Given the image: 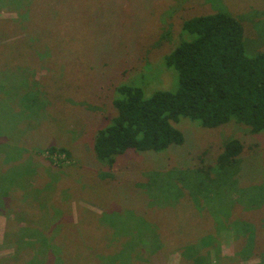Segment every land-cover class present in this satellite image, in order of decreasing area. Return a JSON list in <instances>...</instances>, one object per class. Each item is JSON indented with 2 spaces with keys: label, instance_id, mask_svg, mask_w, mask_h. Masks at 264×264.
Instances as JSON below:
<instances>
[{
  "label": "rangeland",
  "instance_id": "374dc122",
  "mask_svg": "<svg viewBox=\"0 0 264 264\" xmlns=\"http://www.w3.org/2000/svg\"><path fill=\"white\" fill-rule=\"evenodd\" d=\"M222 11L243 23L249 56L264 51V0H0V264H26L38 253L33 264H103L95 255L77 254L73 247L84 244L91 232L98 238L95 244L102 247L96 254L107 257L114 237L105 234L114 230L109 227L103 234L95 225L108 222L112 215L126 227L129 223L127 229L133 230L135 238L141 234L140 242L147 246L148 226L157 228L148 220L161 219L156 209L166 206L159 204L167 196L154 185L152 191L141 185L142 178L148 181L154 170L153 174L164 178L162 171H174L170 168L175 163L185 171L182 177L178 171L172 174L180 177L174 178L176 187L181 188L180 182L187 179V189L174 218L172 209L163 212L160 230L166 235L171 224L183 220L202 223L203 228L196 227L199 235L190 233L194 240L207 230L214 231L212 218H193L191 190L194 182L201 181L200 168L214 164L231 138L244 144L242 165L226 173L223 186L230 193L223 195L222 190L215 208H233L239 218H264V200L244 212L237 205L239 196L249 206L264 199V134L255 135L233 123L210 129L182 118L175 126L186 136L185 145L161 159L150 153L141 155L127 165L132 171L121 183L117 166L113 177L104 179V171L91 157L92 140L101 122H109L112 114L110 90L132 81L149 92L171 85L175 75L164 60L179 43L184 22ZM12 90L16 94L11 95ZM62 146L69 149L71 158L58 153L49 156L48 149ZM255 179L261 180V186L251 183ZM146 190L161 197L155 210L153 203L150 207L147 203L152 196ZM133 202H142L140 216L136 212L127 215L126 208L112 210L122 203L132 207ZM262 232L257 231V238ZM38 239L44 240L46 251L36 248ZM218 239L220 255L234 259L233 230L221 231ZM170 241L160 264L181 262L175 251L178 242L171 245ZM250 252L239 263H259ZM147 259L144 256L138 263ZM122 263L126 264L124 258Z\"/></svg>",
  "mask_w": 264,
  "mask_h": 264
},
{
  "label": "trees",
  "instance_id": "16d2710c",
  "mask_svg": "<svg viewBox=\"0 0 264 264\" xmlns=\"http://www.w3.org/2000/svg\"><path fill=\"white\" fill-rule=\"evenodd\" d=\"M164 65L173 70L175 77H173L174 82L163 89L149 92L143 89L144 86L141 88L139 83L132 81V84L122 83L110 90L109 105L113 107L112 114L108 118L109 122H101L91 143L93 152L91 157L93 156L98 163L95 166L104 171L102 173L104 179L110 175L113 177L117 166L121 171L119 183L123 182L122 177H127L130 175L128 171H132L127 165L142 158L143 154L150 153L158 159L163 154L177 153L176 148L183 147L186 142V136L175 126L182 118L196 121L203 128L215 129L233 123L243 130H250L255 135L264 134V51L248 55L245 29L239 19L222 11L185 21L180 41L171 53L166 55ZM13 94H16L15 90L11 91V95ZM221 151L214 164L208 166L203 164L205 167L199 170L201 181L194 182L191 190L193 218H212L215 224L214 231L207 230L194 240L193 238L196 237L190 233L199 235L196 227L203 228L202 223L198 225L199 222L188 223L183 220L177 221L178 224H171L172 228L167 229L169 233L165 230L166 235L160 230L161 219L164 218L163 212L168 208L172 209L170 214L174 212V218L182 194L187 189V179L180 182L181 188L176 187L175 179L184 176L185 171H180V165L175 163V168H170L174 171H162L164 178L160 174H153L156 170L151 172L148 181L142 178L141 185L144 183V187L150 191L153 190L151 186L154 185L166 191L165 196H167V201L162 200L159 204L161 207L166 203V206L156 209L161 219L148 220L155 222L157 228L148 226L147 246H144V242H140L141 234L140 238H135L137 235L133 230L127 229L129 223L126 227L121 220L116 222L112 215L108 222L98 225V221L95 225V229L100 227L103 234L105 229L108 232L109 227L111 231L114 230L105 234L114 237L107 249L110 253L107 257L96 254L95 250H100L102 247L99 248V243L95 244V239L98 238L92 236L91 232L86 234L85 243L78 242L73 250H77V254L82 256L95 255L103 264H111V262L124 264L123 258L126 264H141L143 261L141 263L138 261L144 256L149 257L144 264H160L165 260L163 257L167 256L166 241L169 238L171 245L178 242L179 246L175 251H178L182 258L180 264H226L225 260L234 261L228 264H241L239 258L250 256V251L260 259L256 264H264V218H257L259 216L251 219L239 218L237 213H233V208L223 207L220 210L215 208L221 191L224 190L223 195L226 196L228 192L230 193L229 188L223 186L226 182V173L242 165L239 159L243 154L244 144L240 139L231 138ZM57 153L66 154L71 158L70 151L66 147L48 149L50 157ZM155 165L157 164L153 166ZM121 166L123 168H120ZM148 166L153 167L150 164ZM107 171L110 174H105ZM176 171L181 175L179 178L172 176ZM255 180L251 183L256 187L261 186L259 184L261 180ZM111 185L113 189L115 184L111 182ZM149 190L146 191L150 192ZM150 193L152 200L147 203L149 207L153 203L152 210H155L156 200L161 197L155 191ZM121 194L130 197L129 193L121 192ZM239 198L237 205L243 208V212L247 211V208L252 210L259 207L257 205L264 200L256 199L252 202V206H249L244 203L243 196ZM140 203L142 202H133L132 207L126 206V203H122L121 207L117 204L112 210L115 212L116 208H118L116 211L126 208L127 211L123 212L127 215L136 212L135 215L140 216V210L143 208ZM211 205L213 210L209 209ZM232 220L234 222L229 223ZM131 223L134 225L137 222ZM126 229L127 231H124ZM262 229L260 238H257V231ZM225 230L234 232L237 241L235 247L237 259L236 257L227 259L220 255L218 234ZM35 243L30 244L31 246L35 244L37 249L39 247L40 252L47 250L44 240L38 239ZM113 254L115 256L111 257ZM37 257L39 258V253L27 263L33 264ZM129 258L132 260L131 263L127 262ZM74 259H69V263H74ZM63 264L67 262L63 261Z\"/></svg>",
  "mask_w": 264,
  "mask_h": 264
}]
</instances>
